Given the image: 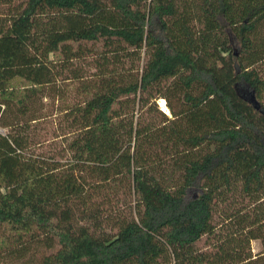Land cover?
<instances>
[{
    "label": "trees",
    "instance_id": "16d2710c",
    "mask_svg": "<svg viewBox=\"0 0 264 264\" xmlns=\"http://www.w3.org/2000/svg\"><path fill=\"white\" fill-rule=\"evenodd\" d=\"M0 4V264H264V0Z\"/></svg>",
    "mask_w": 264,
    "mask_h": 264
},
{
    "label": "rangeland",
    "instance_id": "374dc122",
    "mask_svg": "<svg viewBox=\"0 0 264 264\" xmlns=\"http://www.w3.org/2000/svg\"><path fill=\"white\" fill-rule=\"evenodd\" d=\"M5 7L4 5L0 4V12L3 13L4 10H5ZM14 86L18 89V90H21V88L27 84V82L21 78H16L14 81ZM74 84V83H73ZM161 99V98H160ZM160 99L158 100V105L160 106V108H162L161 104H160ZM48 100V99H47ZM167 106V104H166ZM163 109V108H162ZM164 110V109H163ZM167 113L170 114V110L168 109L167 107V110H165ZM251 247H252V250L254 253H258L259 251L262 250V243H261V240L260 239H254L252 240L251 242ZM30 254V253H29Z\"/></svg>",
    "mask_w": 264,
    "mask_h": 264
},
{
    "label": "bare ground",
    "instance_id": "6f19581e",
    "mask_svg": "<svg viewBox=\"0 0 264 264\" xmlns=\"http://www.w3.org/2000/svg\"><path fill=\"white\" fill-rule=\"evenodd\" d=\"M160 104H161V106H162V108L164 109V110H167V106H166V101H165V99H160Z\"/></svg>",
    "mask_w": 264,
    "mask_h": 264
},
{
    "label": "built area",
    "instance_id": "2783aa9c",
    "mask_svg": "<svg viewBox=\"0 0 264 264\" xmlns=\"http://www.w3.org/2000/svg\"><path fill=\"white\" fill-rule=\"evenodd\" d=\"M0 133L5 134L6 133V128L0 125Z\"/></svg>",
    "mask_w": 264,
    "mask_h": 264
},
{
    "label": "water",
    "instance_id": "95a60500",
    "mask_svg": "<svg viewBox=\"0 0 264 264\" xmlns=\"http://www.w3.org/2000/svg\"><path fill=\"white\" fill-rule=\"evenodd\" d=\"M256 106H257V108H259V109L261 108L259 104H257Z\"/></svg>",
    "mask_w": 264,
    "mask_h": 264
}]
</instances>
